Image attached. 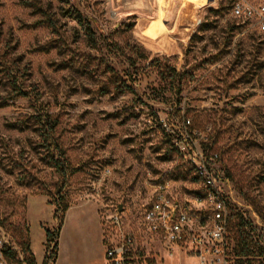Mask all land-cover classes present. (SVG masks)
<instances>
[{
  "label": "rangeland",
  "instance_id": "obj_1",
  "mask_svg": "<svg viewBox=\"0 0 264 264\" xmlns=\"http://www.w3.org/2000/svg\"><path fill=\"white\" fill-rule=\"evenodd\" d=\"M41 1L40 14L24 0H0V232L15 247L8 264L104 263L120 203L123 226L159 254L162 243L140 225L154 185L165 181L179 197L201 190L193 160L202 157L233 194L232 241L262 255L264 33L231 8L264 0H165L162 16L159 0ZM182 11L189 23L179 24ZM173 68L184 74L180 85L161 79ZM58 227L56 250L47 231Z\"/></svg>",
  "mask_w": 264,
  "mask_h": 264
},
{
  "label": "built area",
  "instance_id": "obj_2",
  "mask_svg": "<svg viewBox=\"0 0 264 264\" xmlns=\"http://www.w3.org/2000/svg\"><path fill=\"white\" fill-rule=\"evenodd\" d=\"M231 14L264 33V2L253 5L237 1ZM202 156V155H201ZM203 158V157H202ZM197 166L201 190L184 197L175 196L165 181L154 185L150 204L141 219V231L155 236L162 251L152 255L144 251L136 231L123 226L121 212H116L106 237L107 264H264L262 255H238L230 236V206L235 203L228 181L217 171L209 170L203 159ZM5 233L0 232V264H8L7 254L15 251ZM264 252V251H263ZM188 261V262H187Z\"/></svg>",
  "mask_w": 264,
  "mask_h": 264
},
{
  "label": "trees",
  "instance_id": "obj_3",
  "mask_svg": "<svg viewBox=\"0 0 264 264\" xmlns=\"http://www.w3.org/2000/svg\"><path fill=\"white\" fill-rule=\"evenodd\" d=\"M60 3L62 4H66L68 3V0H58ZM24 3L27 5V6H30L34 9V12L36 13H42V1L41 0H24ZM71 12L70 9H68L67 11L64 12V14H69ZM49 26H53L54 23L52 21H49ZM84 29H85V34L86 36L88 37L89 40H91L92 42L96 43V39H95V33H94V30L93 28L91 27L90 24H87V23H84ZM174 71H172V73H170V71H160V76H161V79L162 80H165L167 79L168 77H170L171 79H174L176 77L179 78L178 80V84L180 85L182 83L181 79L183 77L184 74H179L176 69L173 68ZM17 92V91H16ZM17 94L19 95H27V93H24V91L22 90H18ZM47 124V123H46ZM51 124V123H50ZM56 123L54 122L53 124L50 125V128L51 129H55L56 127ZM49 129V128H48ZM45 142H48L49 141V137L45 138L44 140ZM57 148L60 149L61 151V157L64 156V153L62 152V149L60 148V146L57 144L56 145ZM58 164L60 165H65V163H63L62 161L59 162L58 161ZM62 168H64V166H62ZM63 172H65V170H63ZM68 209V205L67 204H64V206L62 207V211H66ZM59 209H56L55 213H57ZM60 227H58V230L57 232L55 233H52L50 231H47V244L49 245L51 242L54 241V248L57 250L58 248V240H55L56 238H58V234H59V231H60ZM23 250L26 251V252H29L30 250V244L28 241H25L23 244ZM236 245V248H235V252L238 254V255H251L252 253L250 252V249H248V246H246L245 244H243L241 247H239V245ZM10 252H14L13 250L10 249ZM58 251H56V255H57Z\"/></svg>",
  "mask_w": 264,
  "mask_h": 264
},
{
  "label": "crops",
  "instance_id": "obj_4",
  "mask_svg": "<svg viewBox=\"0 0 264 264\" xmlns=\"http://www.w3.org/2000/svg\"><path fill=\"white\" fill-rule=\"evenodd\" d=\"M182 12H183V14L180 16V19H178L179 24H182V23H184V22L189 23V21H188L189 16H185V15H184L185 12H184V11H182ZM177 28H183V32H182V34L179 36L180 38L188 37V35H187V31H186L187 29H186L185 26H180V25H178ZM169 29H171V28H169ZM169 29H168V30H169ZM151 30H152L151 27L146 28L145 31H144V34L146 35V37H148V38H152V39H153V38H155V37H153V36H154V33H153ZM150 32H152L153 35H151ZM54 264H56V262H55ZM99 264H107V262H106V260H104V263H99Z\"/></svg>",
  "mask_w": 264,
  "mask_h": 264
},
{
  "label": "bare ground",
  "instance_id": "obj_5",
  "mask_svg": "<svg viewBox=\"0 0 264 264\" xmlns=\"http://www.w3.org/2000/svg\"><path fill=\"white\" fill-rule=\"evenodd\" d=\"M161 1V2H160ZM163 3H165V0H159V7H160V15L159 16H162L161 14H164L165 11H166V5H163ZM163 5V6H162ZM160 19V18H159Z\"/></svg>",
  "mask_w": 264,
  "mask_h": 264
},
{
  "label": "water",
  "instance_id": "obj_6",
  "mask_svg": "<svg viewBox=\"0 0 264 264\" xmlns=\"http://www.w3.org/2000/svg\"><path fill=\"white\" fill-rule=\"evenodd\" d=\"M124 210V207H123V205L120 203L119 205H118V212H122Z\"/></svg>",
  "mask_w": 264,
  "mask_h": 264
}]
</instances>
